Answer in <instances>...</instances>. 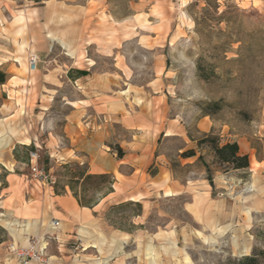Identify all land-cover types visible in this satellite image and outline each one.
<instances>
[{
  "label": "rangeland",
  "instance_id": "374dc122",
  "mask_svg": "<svg viewBox=\"0 0 264 264\" xmlns=\"http://www.w3.org/2000/svg\"><path fill=\"white\" fill-rule=\"evenodd\" d=\"M2 74V186L13 154L34 182L98 199V179H74L97 161L96 136L148 179L130 190L144 227L112 225L118 190L81 227L87 241L49 240L50 264H244L264 250V0H0ZM206 134L238 142L250 167L220 164ZM31 153L53 184L32 175ZM16 206L0 203V264H18L11 245L64 231Z\"/></svg>",
  "mask_w": 264,
  "mask_h": 264
},
{
  "label": "crops",
  "instance_id": "0c3cea01",
  "mask_svg": "<svg viewBox=\"0 0 264 264\" xmlns=\"http://www.w3.org/2000/svg\"><path fill=\"white\" fill-rule=\"evenodd\" d=\"M250 1L253 2V0ZM73 128L77 131L80 130L79 125H73ZM95 143V145L88 143V148L94 149V153L97 156V161L93 165L89 164L90 162L85 154L83 156H77V158L79 162H87L89 164L90 173L110 174L115 179V183L113 186L114 191L101 199L93 208L81 206L70 190L62 194H57L53 186L34 182L24 171H17L15 168H20L19 162H17L13 154H10L9 161L14 165V168H9L3 163L6 168L5 172L7 173L5 177L7 186H2L3 178H0L1 209L7 214L10 212L12 205H19L16 208L19 207L18 209L25 215L24 220L33 223L32 225H34L38 217L43 220L46 215L49 217L48 222L52 228L55 229L53 222L58 221L64 231H60L58 235L48 236L47 243L49 240H57L60 248L65 247V243L74 240V238H77L82 243L87 241L86 238L81 237L80 232L83 230L81 227L87 228L86 226L97 224V210L106 200L118 193V190H122L124 196H120L117 202L127 200L137 201L130 190L140 187L148 181L147 178L146 182L143 181L144 179L137 174L136 165H133L131 172H125L124 168L127 163L123 158H118L113 152L104 151L102 153L99 148L100 141L97 142V136ZM27 242L25 240L24 245ZM88 249H85V251Z\"/></svg>",
  "mask_w": 264,
  "mask_h": 264
},
{
  "label": "trees",
  "instance_id": "16d2710c",
  "mask_svg": "<svg viewBox=\"0 0 264 264\" xmlns=\"http://www.w3.org/2000/svg\"><path fill=\"white\" fill-rule=\"evenodd\" d=\"M75 72L80 76L87 74L86 71H81V70H76ZM0 83H5L4 74H2V77H0ZM198 143L200 146L209 145L211 150L214 152L216 160L222 165H228L230 168L235 170L248 169L250 167L249 155L241 154L239 144L236 141H228L224 144H221L218 137H214L212 135L206 134L202 138L198 139ZM120 150L121 151L119 152V158H122L124 153L122 149ZM195 155H196V151L194 149H189L180 153V156L185 158L192 157ZM202 159L203 156L201 155L199 157V160ZM81 166L77 165V169H79L81 173L80 175H76L74 179L76 181H82V182H85L88 179L89 180L98 179L101 185L96 188V191L100 195V197L94 201H87L86 199H84V197L80 192L75 190L74 186L71 185L69 186L71 187L74 196L77 198L81 206L93 208L95 205H97L100 202L101 199H103L109 193L114 191L113 186L115 183V179L113 178L112 175L107 173H101V174L90 173V171L88 170L86 171V169H83ZM108 176H110L109 181H107ZM105 184H107L106 185L107 187L106 186L104 187ZM111 211L117 214H121L120 217H118V219L112 220V225L116 229H119L127 233H133L135 229L144 227V225H136L135 223L130 222L132 218L139 217L143 214V204L141 201L127 200V201L115 203L114 205H112ZM241 261L244 264H264V250L263 249L255 250L251 255L244 256Z\"/></svg>",
  "mask_w": 264,
  "mask_h": 264
},
{
  "label": "built area",
  "instance_id": "2783aa9c",
  "mask_svg": "<svg viewBox=\"0 0 264 264\" xmlns=\"http://www.w3.org/2000/svg\"><path fill=\"white\" fill-rule=\"evenodd\" d=\"M40 58L38 55H31L29 65L31 70H36L39 66ZM32 175L42 181H48L53 184L54 180L48 179L49 174L38 163V153H31ZM53 226H59L58 221L53 222ZM11 252L18 264H50V257L47 252V241L43 236H32L28 239L26 245H11Z\"/></svg>",
  "mask_w": 264,
  "mask_h": 264
},
{
  "label": "bare ground",
  "instance_id": "6f19581e",
  "mask_svg": "<svg viewBox=\"0 0 264 264\" xmlns=\"http://www.w3.org/2000/svg\"><path fill=\"white\" fill-rule=\"evenodd\" d=\"M23 143H25V144H29V143H31V140L29 139V138H26L24 141H23ZM12 165V164H11ZM88 248V247H87Z\"/></svg>",
  "mask_w": 264,
  "mask_h": 264
}]
</instances>
